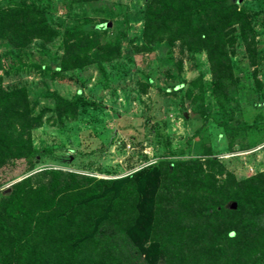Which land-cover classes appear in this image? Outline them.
Wrapping results in <instances>:
<instances>
[{"label": "rangeland", "instance_id": "374dc122", "mask_svg": "<svg viewBox=\"0 0 264 264\" xmlns=\"http://www.w3.org/2000/svg\"><path fill=\"white\" fill-rule=\"evenodd\" d=\"M149 1L0 0L34 6L54 30L18 47L0 39V93L24 89L38 121L27 136L34 166L0 170V192L49 170L112 182L146 170L133 256L165 264L149 236L161 161L212 157L237 180L264 171V0H234L250 36L225 31L214 62L184 41L145 40Z\"/></svg>", "mask_w": 264, "mask_h": 264}, {"label": "trees", "instance_id": "16d2710c", "mask_svg": "<svg viewBox=\"0 0 264 264\" xmlns=\"http://www.w3.org/2000/svg\"><path fill=\"white\" fill-rule=\"evenodd\" d=\"M235 25L248 42L244 11L234 0H151L143 36L184 41L207 50L214 62L224 56L223 33ZM53 37L34 6H0V39L18 47ZM37 125L24 89L0 93V170L19 162L26 172L34 166L27 136ZM157 171L149 236L165 264H264V171L237 180L203 156L161 161ZM146 175L142 170L112 182L49 170L13 183L0 192V263L137 264L131 234L140 222L137 183Z\"/></svg>", "mask_w": 264, "mask_h": 264}]
</instances>
